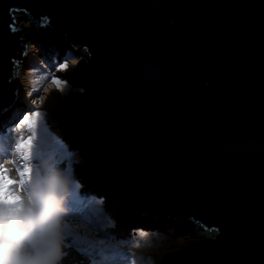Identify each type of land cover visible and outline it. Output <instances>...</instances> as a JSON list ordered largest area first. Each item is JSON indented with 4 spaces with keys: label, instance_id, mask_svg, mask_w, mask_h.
Instances as JSON below:
<instances>
[{
    "label": "water",
    "instance_id": "obj_1",
    "mask_svg": "<svg viewBox=\"0 0 264 264\" xmlns=\"http://www.w3.org/2000/svg\"><path fill=\"white\" fill-rule=\"evenodd\" d=\"M64 45L39 113L75 184L126 232L193 228L152 264H264V0H0V119L27 52Z\"/></svg>",
    "mask_w": 264,
    "mask_h": 264
},
{
    "label": "rangeland",
    "instance_id": "obj_2",
    "mask_svg": "<svg viewBox=\"0 0 264 264\" xmlns=\"http://www.w3.org/2000/svg\"><path fill=\"white\" fill-rule=\"evenodd\" d=\"M70 51L71 48L68 45L55 48L49 53H45L48 62L43 57V53H38L35 56H32L34 53L30 52L26 54L24 66H22L23 68L18 77L20 96L12 105L13 109L0 119V122L3 120V124L7 123L4 126H0V135L4 133L5 129V132L10 131L9 129H11V125H13V132L11 131V135L8 137L9 143L4 144L2 148V150H10L8 154L3 155L10 158V161H4L5 157H0V170L2 168L4 169L5 165L7 166V173L2 171L7 178L11 179L12 176L18 175L19 173L17 169V160L19 157L16 154V150L13 149L12 143L16 141H22L24 149L26 150H24V152L19 151L22 158L30 159V161H42L43 164L39 163L35 170V176H37L38 179L42 178L40 173L41 169L46 170L47 168L54 167L55 170L58 168V166H51L48 159H45L46 156L52 159L59 148L56 147L58 150L55 149L52 142L56 140H53L47 135V124L41 119L39 107L42 103L56 102L65 98V93L60 82L59 84H54L52 80L53 78L61 79L63 70L59 69L58 65L67 62ZM56 53L57 55H55ZM37 58L39 59L38 62L35 60ZM37 63L41 64L42 67ZM44 79L46 81H44ZM32 83H34V86L31 85ZM21 96L23 100L20 99ZM24 100L26 103H24ZM25 104L28 112L30 110L31 113H37V115H29L27 122L20 124L19 120L22 119L23 116L17 117L16 114L18 113L15 109L20 108L18 112H21V108H26ZM59 143L62 147H65L63 142L59 141ZM71 147L76 154L77 148L74 146ZM66 151L69 152V148H67ZM74 157L75 156H72L70 164L74 163ZM25 165L31 164L27 162ZM59 167H64V171L69 170L68 176L71 177V181L74 183L73 186L75 185V194L70 197H65L67 214L64 217L63 226L67 223L65 219L72 218L78 227L77 231L74 233H67L68 230H64L65 242L63 245V257L60 264H152L153 259L164 252L187 245L194 240L195 237L192 236V234L195 232L193 228H188L189 225H171L155 218L137 232H126L122 230L104 214L97 200H95L96 196L93 191L75 184L74 165L70 166L61 163ZM27 187H29V185H27ZM14 192L15 190L12 186H6L4 188L3 195L6 200H14V198H18V200L14 203H0V213L7 215V213L4 212L5 210L10 212L22 206L24 209L23 211L19 213L12 211L11 214L26 215L27 208L30 206L28 199L21 200L20 191ZM91 198L94 199L90 201L88 207H91L95 214H103L101 218L91 216V212L86 210L87 206H80L76 210L82 214L84 219L88 217L95 220V222L89 226L85 221L80 219V215H72L67 207L69 204L74 203L76 199H79L81 204V202H86ZM92 219H89V222L92 223ZM102 226L105 232L100 230ZM106 227L113 230L110 232ZM95 243L98 256H96L97 258H92L94 251H92L91 247ZM110 244L116 246V253L120 252V255L116 256L114 260L109 258L111 250H114V248L109 246Z\"/></svg>",
    "mask_w": 264,
    "mask_h": 264
},
{
    "label": "clouds",
    "instance_id": "obj_3",
    "mask_svg": "<svg viewBox=\"0 0 264 264\" xmlns=\"http://www.w3.org/2000/svg\"><path fill=\"white\" fill-rule=\"evenodd\" d=\"M36 54L38 53H34L32 56H35ZM55 55H57V53ZM43 57L48 62L45 53H43ZM35 60L38 62L39 59L37 58ZM24 61L19 68L18 77L20 75L21 69L23 68L22 66H24ZM38 65L42 67L41 64ZM44 81L46 80L44 79ZM19 93L20 88L18 90V95ZM17 100H15V102ZM24 103H26L25 100ZM10 109H13V107ZM10 109L8 112H10ZM21 109V112H18L15 109L18 113L16 114L17 117H20L21 115L23 116L28 112L27 107L25 109ZM66 145H68L69 150L74 151V149H72L69 144L66 143ZM58 148L60 149V147ZM71 158L64 160L62 163H64V165H74V163L70 164ZM32 162L34 164H38L39 160H33ZM30 178L33 180L32 177ZM39 181L40 183L34 186L32 193L33 202L30 205L32 211L25 215L26 218L23 220L22 228L9 233L2 226H0V264H60L61 262L63 257V245L65 242L63 222L64 217L67 214V209L65 207V196L62 193L57 195L52 201L51 211H48L47 208L38 203L39 192L40 187L43 184L52 183L55 181H60L63 183L64 190H66L67 186L71 182V177L66 176L63 169H61L58 165L57 169H55L51 174L40 178ZM92 199L94 198L88 199L86 201L88 203L83 201L81 204L80 200L77 199V204H80L81 206H87L86 210L92 209L91 207H88L90 200ZM90 212L91 216H95V218H98V215H101V217L103 216V214H95L93 209ZM81 218H83L82 214ZM89 219L92 218L87 217L84 220L86 221L85 223L90 226L95 222V220L92 219L93 222L91 223L89 222ZM66 229L74 233L77 231L78 227L75 223H73L71 225L69 224L68 228Z\"/></svg>",
    "mask_w": 264,
    "mask_h": 264
},
{
    "label": "snow or ice",
    "instance_id": "obj_4",
    "mask_svg": "<svg viewBox=\"0 0 264 264\" xmlns=\"http://www.w3.org/2000/svg\"><path fill=\"white\" fill-rule=\"evenodd\" d=\"M67 65L66 63H60L58 65V68L63 70L66 69ZM5 81L0 80V86L3 85ZM60 80L58 78H53L52 83L54 84H59ZM29 115H37V113H31V111L29 110L28 113H25L23 115V118L19 120L20 124L26 123L28 120ZM30 142V141H29ZM29 142H24V143H29ZM23 146V143L22 145ZM29 174L31 173V169L30 168H25L23 171H21L19 174L21 176L25 175V174ZM18 183L17 181L11 180L10 178H7L2 170H0V203L3 202H7V203H14L16 200H18V198H14V200H6V198L4 197L3 193H4V188L6 186H11L13 184ZM22 183V181H21ZM40 181L39 179L37 180L36 184H39ZM34 185V186H35ZM64 191V185L63 183H61L60 181H55L52 183H46L43 184L40 187V192H39V201L38 203L42 206H44L45 208H47L48 211H51L52 208V201L53 199L61 194ZM32 204V201H29V205ZM23 207L21 206L20 208H16L13 209L9 212V214L5 215L3 213H0V226H2L6 231H8L9 233L17 231L19 229L22 228L23 226V220L26 218L25 215L23 216H13L11 213L12 211H15L17 213L23 211ZM32 211V208L29 206L27 208V213H30Z\"/></svg>",
    "mask_w": 264,
    "mask_h": 264
},
{
    "label": "trees",
    "instance_id": "obj_5",
    "mask_svg": "<svg viewBox=\"0 0 264 264\" xmlns=\"http://www.w3.org/2000/svg\"><path fill=\"white\" fill-rule=\"evenodd\" d=\"M25 107H26V104H25ZM18 110H20V109H18ZM52 138H54V136L52 137ZM62 138V137H61ZM58 139H60V137L59 138H57V140ZM55 140H56V138H55ZM61 140H63V139H61ZM65 140V139H64ZM63 144L67 147V148H69L68 147V145H66V140L65 141H63ZM21 145H22V141H21ZM52 145H54V147H55V149L56 150H58V148H56V147H60V149L57 151V153L54 155V157L51 159L49 156H46L45 157V159H48V161L51 163V166H58V165H60V163H62L64 160H67V159H70L72 156H76L74 153H75V151H71V150H69V152H67L66 151V147H64V148H62V146L60 145V143H59V141H54V142H52ZM66 148V149H65ZM58 154V155H57ZM38 166V165H37ZM72 166V165H71ZM63 169H64V167H63ZM42 171V173H43V175H42V177H44V176H47V175H49V174H51L53 171H54V167H50V168H47L45 171L44 170H41ZM64 173H65V175L66 176H68L69 175V170H65L64 171ZM73 182L71 181L70 182V184L67 186V188H66V190H64L65 192H69V193H71L72 195H73V191H72V189H73V184H72ZM30 194V193H29ZM30 196L31 197H33L32 196V194H30ZM9 213V212H8ZM21 216H23V215H21ZM98 218H101V215H98ZM65 220H67V223L63 226V229H65V228H68V226H69V224L71 223V222H74V220H72V218L71 219H65ZM106 228H108V227H106ZM100 230L101 231H104V228L103 227H100ZM107 230H109L110 232L112 231V229H107ZM105 232V231H104ZM109 246H111L112 248H116V246L115 245H113V244H110Z\"/></svg>",
    "mask_w": 264,
    "mask_h": 264
},
{
    "label": "bare ground",
    "instance_id": "obj_6",
    "mask_svg": "<svg viewBox=\"0 0 264 264\" xmlns=\"http://www.w3.org/2000/svg\"><path fill=\"white\" fill-rule=\"evenodd\" d=\"M33 84H34V83H32L31 85H33ZM23 86H24V85H23ZM33 86H34V85H33ZM23 88H25V87H23ZM18 90H19V87H18V84H17V91H18ZM24 90H25V89H24ZM17 91H16V92H17ZM20 99L23 100V97L21 96ZM10 110H11V109H10ZM6 160H9V159L7 158Z\"/></svg>",
    "mask_w": 264,
    "mask_h": 264
}]
</instances>
